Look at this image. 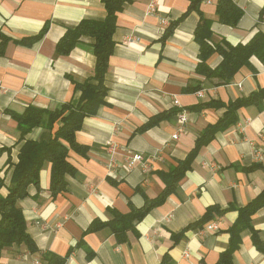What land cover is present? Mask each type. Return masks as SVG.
<instances>
[{"label":"crops","instance_id":"0c3cea01","mask_svg":"<svg viewBox=\"0 0 264 264\" xmlns=\"http://www.w3.org/2000/svg\"><path fill=\"white\" fill-rule=\"evenodd\" d=\"M151 1L128 0L118 15L105 75L106 102L77 132V141L87 151L70 150L68 160L76 173L66 175L68 189L52 195L51 164L46 163L39 185L31 184L29 194L18 200L40 253L25 245L10 246L0 264H45V252L67 256L65 264H159L165 255L166 264H216L229 247L228 229L239 208L264 190L263 99L239 109L237 124L218 132L200 150L173 194L143 219L134 220L125 241L109 226L87 231L93 221L112 220L113 211L128 214L142 208L146 197L157 198L204 129L224 116L227 108L216 103L227 104L264 88V62L256 56L227 84L199 74V13L188 12L190 0H157L151 12ZM217 1L201 4L213 20L212 43L226 39L246 44L255 34H264V0H234L244 10L236 27L219 22ZM106 15L102 0H0V169L6 184L1 196L8 194L24 141H49L52 136L50 129L35 127L21 140L13 113L22 114L30 105L55 109L66 101L79 102L81 92L74 82L94 76L96 39L83 35L68 55L57 53V43L82 20L103 21ZM44 27L45 34L32 40ZM221 61L216 53L208 65L216 68ZM197 85L202 96L190 89ZM177 109L188 112L178 139H173L178 113L140 130L159 113ZM110 143L116 145L112 167ZM135 153L144 158L129 170L127 158ZM213 205L226 211L173 242V234ZM210 223L216 226L209 228ZM252 225L241 233L234 264H264V249L259 248H264V207L253 215Z\"/></svg>","mask_w":264,"mask_h":264},{"label":"trees","instance_id":"16d2710c","mask_svg":"<svg viewBox=\"0 0 264 264\" xmlns=\"http://www.w3.org/2000/svg\"><path fill=\"white\" fill-rule=\"evenodd\" d=\"M107 12L103 21L82 20L75 28L68 29L57 43V53L68 55L81 41L83 35H91L96 41L93 45V52L96 56L94 76L84 82H74L75 89L81 92L78 103L66 101L55 109H43L30 105L24 113H13L18 122L21 133V140L35 127H45L51 130L52 136L49 141L38 142L26 139L20 149L18 162L14 164L13 175L10 184L7 186L8 194L0 195V260L5 248L14 245H25L32 253H40L39 247L28 233L27 220L23 210L18 205V200L26 197L28 187L31 184L39 185L40 172L46 163L51 164L50 190L52 195L65 192L68 189L67 174L74 175L75 167L69 162L70 150L83 153L87 147L77 141V132L81 130L83 121L88 116L97 113L99 107L105 104V97L108 94V87L105 84V75L109 69V61L113 54L115 42L113 35L118 25V15L123 10L128 0H102ZM188 12L197 11L200 19L195 30V40L200 46V62L196 71L205 78H217V84L229 83L243 66L250 65L253 56L264 62V34L257 33L246 44L233 45L226 39L212 43V22L201 10V4L205 0H190ZM187 12V13H188ZM185 13L181 19H183ZM216 14L219 22L236 27L244 14V10L234 0H218ZM174 22L169 33L173 31ZM46 32V27L39 35L32 38L38 39ZM222 56L221 63L216 68L208 65L209 58L214 54ZM192 91L200 90V87L191 86ZM264 99V88L252 93L250 96L239 100L216 105L227 108L224 116L216 123L210 124L197 138L194 148L187 157L180 161L172 171L170 182L164 191L155 199L146 197L142 208H132L128 214L114 212V218L108 222L93 221L87 231H96L104 226H109L117 235L119 241H125L127 230L135 228L134 220L143 219L147 213L156 206L163 204L167 197L175 191L186 172L192 168L193 161L200 150L211 142L215 135L224 131L238 122L239 109ZM207 106L212 104L208 103ZM181 109L170 110L159 113L151 118L143 128L146 130L157 125L160 121L179 113ZM0 169V190L6 186L5 178L1 175ZM264 207V190L251 202L239 208V215L235 223L230 226L229 247L220 253L216 264H234L233 256L241 243V233L246 228H252V218L256 212ZM226 209L219 206H209L202 217L191 222L180 233L172 235L173 242L177 243L188 230H200L205 224L224 214ZM256 242V237H254ZM261 250L264 248L259 246ZM45 264H65L67 256H61L52 252L42 254ZM168 257L165 255L159 264H166Z\"/></svg>","mask_w":264,"mask_h":264},{"label":"built area","instance_id":"2783aa9c","mask_svg":"<svg viewBox=\"0 0 264 264\" xmlns=\"http://www.w3.org/2000/svg\"><path fill=\"white\" fill-rule=\"evenodd\" d=\"M210 2V0H208ZM157 5V0H152L150 3V8L149 11L153 12L156 8ZM198 94L200 96L203 95L202 91H198ZM176 104L179 105V102L176 101ZM188 121V112L186 110H181L178 113V128L177 131L173 134V139H178L181 133H183L186 129V123ZM116 152V145L114 143H110L109 145V153L110 155V161H109V166L112 167L113 165L116 164V160L114 158V154ZM143 155L141 153H135L131 155L130 157L127 158V163H126V168L131 169L137 164L138 162H141L143 160ZM210 226V227H209ZM216 225L210 223L208 225L209 228H214Z\"/></svg>","mask_w":264,"mask_h":264}]
</instances>
